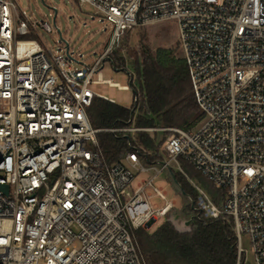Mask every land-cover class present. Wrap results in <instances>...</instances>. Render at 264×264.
Segmentation results:
<instances>
[{"label": "built area", "instance_id": "1", "mask_svg": "<svg viewBox=\"0 0 264 264\" xmlns=\"http://www.w3.org/2000/svg\"><path fill=\"white\" fill-rule=\"evenodd\" d=\"M79 2L104 15L112 33L93 64L76 68L26 37L32 31L14 1L0 0V184L8 186L0 189V264H144L131 229L170 215L178 228L195 217L225 220L236 234L237 264H247L244 234L254 264H264V0ZM169 19L178 21L203 116L188 129L111 128L172 134L149 152L159 155L153 162L129 151L104 165L87 107L95 95L114 100L91 85L132 90L135 102L132 73L121 85L103 77V62L126 31ZM31 24L53 31L47 21ZM182 160L222 190L219 201ZM173 171L193 188L177 184L192 209L188 219L157 184L162 173L174 183Z\"/></svg>", "mask_w": 264, "mask_h": 264}, {"label": "trees", "instance_id": "2", "mask_svg": "<svg viewBox=\"0 0 264 264\" xmlns=\"http://www.w3.org/2000/svg\"><path fill=\"white\" fill-rule=\"evenodd\" d=\"M129 32L126 31V33ZM124 35V36H125ZM129 51L127 57L120 46L108 55L115 69H135L132 72L133 91L137 100L130 107L101 96H94L87 112L97 133L98 146L104 165L121 160L129 151H137L149 161L159 157L154 152L158 131L150 134L140 129L135 132L111 131V128H192L203 113L192 90L187 64L172 48L152 51L143 43ZM157 134V136H156ZM184 170L219 201L222 190L182 160ZM174 172V181L186 193H194L187 178ZM132 237L144 264H237V239L233 226L223 219L205 220L195 217L191 230L178 231L170 221L163 222L155 231L143 227L132 228ZM240 264H244V259Z\"/></svg>", "mask_w": 264, "mask_h": 264}, {"label": "rangeland", "instance_id": "3", "mask_svg": "<svg viewBox=\"0 0 264 264\" xmlns=\"http://www.w3.org/2000/svg\"><path fill=\"white\" fill-rule=\"evenodd\" d=\"M13 1L16 5L18 15L27 22L32 31L26 37L37 40L44 49L53 48L63 53L72 67H83L81 62H85L87 65L93 64L106 48L112 33L111 24L104 15L96 12V9L90 4H81L79 0ZM55 8L57 10L56 12L54 10ZM35 20L40 24L47 21L52 26L53 31H47L41 26L36 29L33 28L31 23ZM144 36L146 40L143 43H146L152 51L158 48H172L177 55L182 56L179 46V25L176 19H169L154 25L129 30L122 41V49L127 57L129 56L130 50L141 46ZM66 42L69 43V52L66 50ZM103 63L102 73L104 78H110L121 85L129 84V76L126 70L115 69L108 58H105ZM127 67L130 71L135 72L132 66L128 65ZM91 87L123 106L130 107L133 104L132 90L121 89L117 86H109L108 84H93ZM147 131L152 135L154 134L153 130ZM157 134V143L159 141L160 143L157 144L155 149L160 150L163 142L172 134V131L159 130ZM198 182L200 181L198 180ZM200 183L202 184V182ZM157 184L162 186L167 192L168 200H176L175 210L188 219V216L192 214V209L188 204V199L181 192L179 186L168 179L167 173L160 175ZM153 202L159 206L165 204V201L159 198L153 199ZM170 217L171 215L165 219L159 218L156 223L152 222L149 226L146 224L143 228L149 232H153L163 222L168 221ZM172 224L174 225V223ZM174 227L180 232L191 230V226L178 228L174 225ZM242 245L246 250V263L254 264L250 240L245 234L242 236Z\"/></svg>", "mask_w": 264, "mask_h": 264}, {"label": "water", "instance_id": "4", "mask_svg": "<svg viewBox=\"0 0 264 264\" xmlns=\"http://www.w3.org/2000/svg\"><path fill=\"white\" fill-rule=\"evenodd\" d=\"M54 10H55V12L57 11L56 8H55ZM67 49H69L68 43H67ZM0 189H3L4 191L7 192V191H8V186H7V185H1V184H0ZM152 222H153V220L150 221V222H148L147 225H148V226L151 225Z\"/></svg>", "mask_w": 264, "mask_h": 264}]
</instances>
